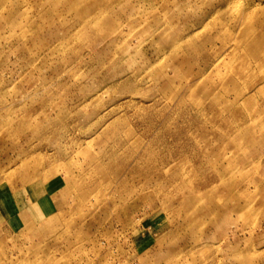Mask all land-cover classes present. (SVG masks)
Returning <instances> with one entry per match:
<instances>
[{
  "label": "rangeland",
  "instance_id": "1",
  "mask_svg": "<svg viewBox=\"0 0 264 264\" xmlns=\"http://www.w3.org/2000/svg\"><path fill=\"white\" fill-rule=\"evenodd\" d=\"M0 264H264V0H0Z\"/></svg>",
  "mask_w": 264,
  "mask_h": 264
}]
</instances>
